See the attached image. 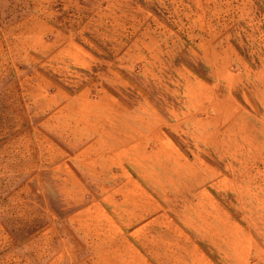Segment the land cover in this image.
Returning a JSON list of instances; mask_svg holds the SVG:
<instances>
[{"label": "rangeland", "instance_id": "1", "mask_svg": "<svg viewBox=\"0 0 264 264\" xmlns=\"http://www.w3.org/2000/svg\"><path fill=\"white\" fill-rule=\"evenodd\" d=\"M203 178L264 264V0H0V264H121L114 228L231 264L181 213Z\"/></svg>", "mask_w": 264, "mask_h": 264}, {"label": "crops", "instance_id": "2", "mask_svg": "<svg viewBox=\"0 0 264 264\" xmlns=\"http://www.w3.org/2000/svg\"><path fill=\"white\" fill-rule=\"evenodd\" d=\"M245 150L247 151L246 148ZM175 169L176 168L174 167L172 168V170H175ZM159 173H163V172L159 171ZM118 175L123 176V173L120 172ZM206 181L208 180L203 178L197 182H192L190 185V188H187V198L186 199L189 201V205H186V207L182 208L181 213H184V214L189 213L193 217L192 214L195 212V214L198 216L197 218L199 219L198 221L205 226L204 228L206 229V231L204 233L207 234L205 237V240L217 241L213 245L216 248L218 246V248L220 249L219 251L222 254V257L224 260L234 259L235 261H231V264H240V263L245 264L244 262L246 260L247 253H245L244 256L241 258V256L237 254L236 252H233L232 249L235 244L238 245V243L243 240V234H244L243 230L247 228H244L241 225L234 226L232 225V223L230 225L227 224L228 221H227L226 209L225 208L220 209L219 206L216 204V201L214 200V198L211 196V194L208 191L198 189L199 187L203 186L206 183ZM226 182L227 180H222L219 184H223V187H225ZM192 191H193V194L191 193L192 194L191 195L190 192ZM194 191L196 192L194 193ZM138 194L140 193L138 192ZM192 198L195 199L196 201L201 200L203 206L200 207L198 206V204L194 206V203L192 202ZM158 200H160V202L162 201V199H159V198ZM157 201L156 200L151 201L150 203L151 205L148 207V209L147 208L141 209V206H139V208H135V210H137L136 212L137 215H135V218L134 220H132V222H138L142 218L146 217V215L153 214L157 210V207H159V205L157 204ZM151 206L153 208H151ZM216 213L218 217L219 216L222 217V219L219 220V222L216 221L218 217L212 218L210 221L204 219L208 215H212V214L216 215ZM222 220L224 221V223L222 222ZM204 222L207 225H205ZM112 233H113L114 239L116 238V240L119 243V245L113 249V252L115 256L117 257V261L118 259L123 260L121 264H150L149 260L147 262V259H146L147 257L140 249H133L129 246L128 241L127 240L125 241L124 240L125 238L122 237L124 236V234L121 232V230L117 231V229L114 228L112 230ZM216 234H218V237H216ZM167 235L168 237H171V236H173L174 238L176 237L177 239L176 242L179 243V246L178 245L174 246L175 251H172L171 249L169 251L164 252V257L166 258L165 264H172V263H167V261L171 260L172 255H174V258H175L176 254L179 257L175 258L176 261L173 264H188L186 262V259L190 260L189 264H207V261L204 260V257L202 256L203 257L202 259L199 256L195 247H192V246L183 247L184 244H189L187 242L188 240L186 239V237L180 236L181 237L180 238L179 236H174L171 233H168ZM228 235H230L234 239V241L228 242V238H229ZM101 236H104V234L103 235L101 234ZM246 238L250 239L252 237L248 235L246 236ZM250 243L253 244L252 242ZM223 246L227 247L229 251L225 250ZM156 248L157 247H155L154 250H156ZM185 248L187 249L186 251H185ZM154 256L156 257V252H154ZM159 264H161L160 261H159Z\"/></svg>", "mask_w": 264, "mask_h": 264}]
</instances>
